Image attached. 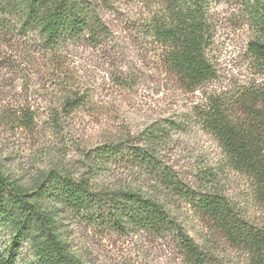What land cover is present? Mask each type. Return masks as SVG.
Here are the masks:
<instances>
[{
	"label": "rangeland",
	"instance_id": "obj_1",
	"mask_svg": "<svg viewBox=\"0 0 264 264\" xmlns=\"http://www.w3.org/2000/svg\"><path fill=\"white\" fill-rule=\"evenodd\" d=\"M88 1L108 28L107 36L94 44L69 42L43 50L37 33L21 34L19 18L8 19L9 28L17 30L0 40L1 170L29 188L45 172L56 170L75 178L89 172L95 190L139 191L163 203L196 243H216L222 264H243L244 252L219 243V235L199 214L172 198L154 176L115 161L90 171L85 153L105 142L145 145L150 126L168 119L181 122L207 96L234 97L247 86L262 84L264 75L248 50L251 40L264 39L255 15L257 0H208L211 34L206 50L214 77L193 91L165 70L159 49L139 31L138 24L157 0ZM2 7L4 0L0 11ZM66 97H79L82 103L66 108ZM154 150L186 185L218 191L242 206L246 216L264 220L263 208L252 201L249 180L226 165L224 151L199 124L170 131ZM42 206L51 211L55 232L81 264H191L170 237L119 232L98 224L87 210L52 201ZM11 235L7 226L0 249ZM33 243L26 239L20 244L17 264H46Z\"/></svg>",
	"mask_w": 264,
	"mask_h": 264
},
{
	"label": "trees",
	"instance_id": "obj_2",
	"mask_svg": "<svg viewBox=\"0 0 264 264\" xmlns=\"http://www.w3.org/2000/svg\"><path fill=\"white\" fill-rule=\"evenodd\" d=\"M207 3L208 0H157L155 8L138 24L141 35L159 49L165 70L190 91L214 77L206 50L211 34ZM256 4V19L264 29V0ZM13 16L19 18L18 30L15 26L9 28L8 19ZM16 30L24 35L37 33L43 50L69 42L94 44L108 33L97 7L88 0H4L0 40ZM248 50L264 75V39L251 40ZM81 103L79 97H66L62 104L72 108ZM190 113L181 122L168 119L162 125L150 126L145 145L125 140L89 149L85 153L87 170L108 161L142 168L158 179L172 198L192 207L208 229L219 235V243L244 252L243 264H264V220L246 216L242 206L218 191L186 185L154 150L170 131H179L190 122L199 124L224 151L226 165L249 180L252 201L264 210V82L247 86L234 97L224 93L209 95ZM87 173L75 178L49 170L29 188L10 180L0 168V235L7 226L12 231L9 244L0 249V264H17L20 244L26 239L34 242L46 264H81L59 239L51 211L42 206L43 201L75 211L87 210L98 224L119 232L170 237L191 264H222L216 243H196L163 203L131 189L95 190L92 176Z\"/></svg>",
	"mask_w": 264,
	"mask_h": 264
}]
</instances>
